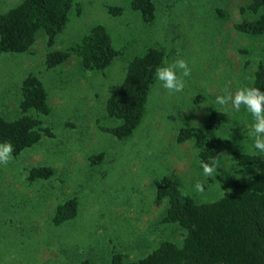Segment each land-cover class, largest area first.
<instances>
[{
	"label": "rangeland",
	"instance_id": "374dc122",
	"mask_svg": "<svg viewBox=\"0 0 264 264\" xmlns=\"http://www.w3.org/2000/svg\"><path fill=\"white\" fill-rule=\"evenodd\" d=\"M22 1L0 0V14ZM156 1L158 18L147 24L131 8L132 0H77L81 12L74 8L54 49L68 50L94 25H105L120 52L105 72L85 71L76 55L49 68L42 32L31 54L0 57V117L11 121L21 116L23 81L33 74L49 95L50 113L39 118L54 134H43L38 144L0 165V264H73L84 259L109 264L115 252L143 259L171 231H156L155 224L167 205L157 199L164 178L178 176L185 194L200 204L210 203L222 198L234 179L253 170L238 166L233 152L263 154L252 147L254 120L247 110L215 103L217 96L234 95L251 84L264 64V35L247 38L234 27L244 17L247 0ZM113 7L124 11L115 17L109 10ZM150 47L164 49V66L185 60L191 74L183 77L177 71L185 87L176 93L156 78L140 126L132 137L119 140L106 131L118 124L107 103L124 83L129 64ZM250 48L249 57L239 52ZM199 95L206 100L197 102ZM212 109L227 119L209 129L222 154L217 172L205 176L192 143L178 144L177 139L183 128H207ZM100 155L102 160L93 164L90 157ZM43 166L57 172L32 183L30 169ZM197 182L202 193L195 189ZM70 197L79 200L78 214L55 224V207ZM60 246L78 255L61 253Z\"/></svg>",
	"mask_w": 264,
	"mask_h": 264
},
{
	"label": "trees",
	"instance_id": "16d2710c",
	"mask_svg": "<svg viewBox=\"0 0 264 264\" xmlns=\"http://www.w3.org/2000/svg\"><path fill=\"white\" fill-rule=\"evenodd\" d=\"M77 0H23L0 14V57L3 54H31L39 32L43 33L48 50L46 64L57 68L76 55L85 71L105 72L120 56L115 47L113 32L105 25H94L81 43L68 50H55L58 37L70 22L74 8L81 12ZM131 8L140 13L143 21L153 24L159 8L156 0H132ZM118 17L124 8H109ZM222 15L223 12L219 11ZM242 21L235 30L248 37L264 35V0H247L242 8ZM247 14V16H246ZM253 49L239 50L246 56ZM254 57V56H253ZM165 52L150 47L137 56L127 68V76L120 89L109 99L107 112L118 121L106 129L119 140L132 137L146 113L150 89L156 79L157 67L164 66ZM247 87L264 91V64L260 63L254 79ZM48 92L41 79L33 74L22 85L21 116L8 121L0 117V143L11 142L13 155L18 156L40 142L43 134H54L51 127H43L39 116L50 113ZM206 100L199 95L197 102ZM226 115L212 109L207 128L187 127L180 131L178 144L191 142L199 163L218 160L222 149L220 141L210 135L209 129L221 125ZM98 164L102 156L90 157ZM232 160L238 166L253 170L234 179L231 188L217 201L200 204L181 189V180L172 175L164 178L157 190V199L167 205L156 221V231H171L160 238L143 259L130 260L119 252L111 256L109 264H264V153L233 152ZM57 170L53 167H32L29 179H50ZM79 200L70 197L55 207L54 223L59 225L78 214ZM155 232V231H154ZM169 236V237H166ZM178 236L181 238L179 239ZM145 241H149L147 238ZM59 252L64 248L60 246ZM66 254L78 255L69 249ZM72 264V260L71 263ZM73 264H93L84 259Z\"/></svg>",
	"mask_w": 264,
	"mask_h": 264
},
{
	"label": "clouds",
	"instance_id": "9594fccd",
	"mask_svg": "<svg viewBox=\"0 0 264 264\" xmlns=\"http://www.w3.org/2000/svg\"><path fill=\"white\" fill-rule=\"evenodd\" d=\"M182 70V76H190L191 70L187 62L183 59H177L174 64L157 67L155 75L162 87L169 93L183 91L185 81L177 75V71ZM215 103L221 106L231 105L236 111L243 106L252 116L254 123L250 135L254 136L252 147L258 152L264 153V91L256 87H243L235 94L226 93L217 96ZM13 145L11 142L0 143V165L7 166L13 159ZM218 162L213 159L210 163H202L203 174L212 176L217 172ZM197 192H203L204 187L200 182L195 185Z\"/></svg>",
	"mask_w": 264,
	"mask_h": 264
},
{
	"label": "bare ground",
	"instance_id": "6f19581e",
	"mask_svg": "<svg viewBox=\"0 0 264 264\" xmlns=\"http://www.w3.org/2000/svg\"><path fill=\"white\" fill-rule=\"evenodd\" d=\"M46 87V86H45ZM38 147V146H37ZM52 215V214H51ZM53 216V215H52Z\"/></svg>",
	"mask_w": 264,
	"mask_h": 264
}]
</instances>
